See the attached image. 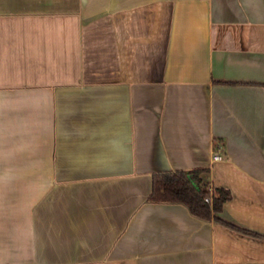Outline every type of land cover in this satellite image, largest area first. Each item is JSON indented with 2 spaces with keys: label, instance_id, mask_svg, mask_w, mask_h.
Returning <instances> with one entry per match:
<instances>
[{
  "label": "crops",
  "instance_id": "crops-1",
  "mask_svg": "<svg viewBox=\"0 0 264 264\" xmlns=\"http://www.w3.org/2000/svg\"><path fill=\"white\" fill-rule=\"evenodd\" d=\"M0 264H264V0H0Z\"/></svg>",
  "mask_w": 264,
  "mask_h": 264
},
{
  "label": "trees",
  "instance_id": "trees-1",
  "mask_svg": "<svg viewBox=\"0 0 264 264\" xmlns=\"http://www.w3.org/2000/svg\"><path fill=\"white\" fill-rule=\"evenodd\" d=\"M206 171L194 168L153 174L147 201L181 203L196 217L219 219L215 214L231 194L227 189L211 187L205 180Z\"/></svg>",
  "mask_w": 264,
  "mask_h": 264
},
{
  "label": "built area",
  "instance_id": "built-area-1",
  "mask_svg": "<svg viewBox=\"0 0 264 264\" xmlns=\"http://www.w3.org/2000/svg\"><path fill=\"white\" fill-rule=\"evenodd\" d=\"M220 151H221V145L216 146V149L213 151V154H212L213 160H221L222 159V155H221ZM206 200H209V198H206Z\"/></svg>",
  "mask_w": 264,
  "mask_h": 264
}]
</instances>
